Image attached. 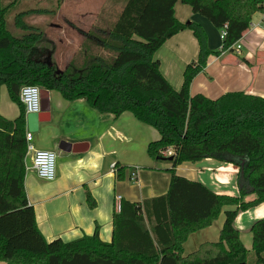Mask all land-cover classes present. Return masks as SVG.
<instances>
[{"label":"trees","instance_id":"16d2710c","mask_svg":"<svg viewBox=\"0 0 264 264\" xmlns=\"http://www.w3.org/2000/svg\"><path fill=\"white\" fill-rule=\"evenodd\" d=\"M62 0H56V8ZM0 0V89L19 110L10 121L0 116V263L5 264H246L234 221L264 203V99L243 92L215 100L189 95L193 79L210 57L233 48L256 13L264 14V0H107L100 20L81 43L64 70L31 55L44 41V30L34 19L53 17L47 2ZM177 2L190 7L225 35L220 51L207 47L201 27L174 17ZM43 5H47L46 7ZM12 21L17 34L8 28ZM190 31L199 46L198 59L183 72L180 91L164 79L154 55L174 35ZM51 46L53 44L51 41ZM23 86L58 93L66 102L84 100L100 114L118 118L131 114L151 127L157 141L147 146L149 158L171 165L164 196L141 204L120 202L112 217V240L92 236L64 243H48L36 226L25 189V109L19 100ZM173 151L170 157L162 153ZM213 159L238 169L239 195H217L199 182L176 175L183 163ZM245 160L244 164L239 161ZM119 168L116 178L123 172ZM255 199L245 202L244 198ZM90 208L94 201L87 196ZM225 207L216 243H205L182 257V246L192 233L212 225ZM255 264H264V219L250 228Z\"/></svg>","mask_w":264,"mask_h":264},{"label":"crops","instance_id":"0c3cea01","mask_svg":"<svg viewBox=\"0 0 264 264\" xmlns=\"http://www.w3.org/2000/svg\"><path fill=\"white\" fill-rule=\"evenodd\" d=\"M79 7L83 21L95 18L97 13L88 11V5ZM89 4H93L89 3ZM99 10V9H98ZM99 13V12H98ZM175 19L185 24L193 22L201 27L207 47L220 51L221 31L208 20L195 15L190 7L177 2L174 6ZM97 25L86 28L85 23L65 24L64 42H75V50L67 51V66L72 55ZM59 28L50 24L49 29ZM64 31V32H65ZM48 36V35H47ZM72 37V40L69 38ZM50 41L51 38H49ZM239 54L223 52L210 57L206 68L197 75L189 88V95H203L215 100L233 92L257 95L264 99V14L256 13L249 28L243 32L236 45ZM70 48V47H68ZM236 54V57L233 56ZM199 46L188 30L168 39L156 52L160 73L175 91H180L185 67L197 61ZM57 66V65H56ZM50 111L46 123L31 135L28 143L34 150H50L56 155V174L52 182L39 179L33 170L31 153H26L24 189L35 214L36 226L44 239L50 243L61 240L69 243L95 231L102 243L112 240V217L115 213V198L141 204L143 201L164 196L169 187L171 165L153 162L147 154L150 142L159 139L158 133L139 123L131 114L123 113L118 118L100 114L84 100L66 102L56 92H49ZM18 107L9 100L5 87L0 89V116L14 120ZM26 132L27 128L25 125ZM75 147V152L60 151V143ZM67 150V148H64ZM241 159L239 163L244 164ZM123 168L118 180L116 172ZM136 178L130 181V174ZM176 175L199 182L217 195L236 197L239 195L238 169L231 163L204 159L196 163H183L176 167ZM87 196L94 201L90 208ZM255 199L254 195L244 198L245 202ZM225 207L211 226L192 233L182 246V257L197 251L200 245L216 243L224 222V213L233 210ZM264 219V203L250 210L239 212L234 227L248 252L246 264H255L252 251L251 225ZM5 264V263H0Z\"/></svg>","mask_w":264,"mask_h":264},{"label":"rangeland","instance_id":"374dc122","mask_svg":"<svg viewBox=\"0 0 264 264\" xmlns=\"http://www.w3.org/2000/svg\"><path fill=\"white\" fill-rule=\"evenodd\" d=\"M3 4H6L7 0H2ZM33 1L37 0H31V2L28 3L29 7H34L35 4L32 3ZM42 2H47L48 0H40ZM56 0H50L49 4L50 6L49 9L55 10L57 13L53 17H45V16H40L36 19H34L33 23L39 24L41 28L45 31L44 32V41L39 45L38 49L34 51L31 55V58L34 60H44L51 62L54 65H57V68L59 70H64L66 68L65 61L67 59L66 52L69 51L72 52L74 51L75 48V42L71 41L69 44L65 42L63 44L64 46L61 45V42L59 41L58 38H61V40L64 42V33H68L67 31H62L63 26L65 24H78V23H85L86 28L91 27L92 25H98L100 26L102 24V21L100 20L98 12L102 11L103 7L106 5L107 0H62L61 4H59L58 9L56 8ZM93 4H89L92 3ZM85 3L84 5H88L91 8L87 9L88 11H92L94 14L97 13L95 18H90L86 19L84 22L83 19L80 16L79 13V7L82 6V4ZM47 6V5H43ZM99 9V10H98ZM50 24L57 26L59 28H54L51 30L49 29ZM7 28L14 34H17L13 27L12 21L8 22ZM62 29V30H60ZM48 35V36H47ZM51 38L53 48L51 46V41L49 40ZM72 40V37L69 38ZM70 47V48H68ZM222 48V40L220 42V49ZM233 56L236 57V54L233 53ZM35 135V133H32ZM239 179L238 174L235 176V179Z\"/></svg>","mask_w":264,"mask_h":264},{"label":"built area","instance_id":"2783aa9c","mask_svg":"<svg viewBox=\"0 0 264 264\" xmlns=\"http://www.w3.org/2000/svg\"><path fill=\"white\" fill-rule=\"evenodd\" d=\"M226 26L221 31L222 39L225 35ZM234 50L239 54L240 46L235 45ZM41 89L35 86H23L19 91V100L25 109V115L27 114H40L41 113ZM32 133L26 132L25 138L27 141V152L31 153V163L33 170L35 171L37 177L46 182H52L55 179L56 174V155L50 150H34L28 143L31 140ZM164 157H170L173 155L171 149H167L162 153ZM136 178V173L130 174V181H134ZM121 198H115L114 210L115 212L120 211Z\"/></svg>","mask_w":264,"mask_h":264},{"label":"water","instance_id":"95a60500","mask_svg":"<svg viewBox=\"0 0 264 264\" xmlns=\"http://www.w3.org/2000/svg\"><path fill=\"white\" fill-rule=\"evenodd\" d=\"M40 98H41V113L25 115V125L29 133H37L39 131V125L46 123L45 118H47V115L50 111L48 91L41 90ZM64 148H67V150H65ZM58 149L60 151H66V152L76 151L75 147H71L69 144H66L64 142L60 143Z\"/></svg>","mask_w":264,"mask_h":264}]
</instances>
